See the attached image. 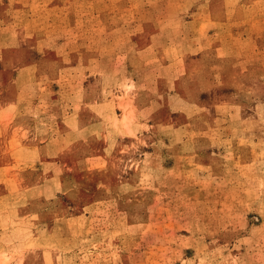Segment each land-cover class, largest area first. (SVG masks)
I'll return each mask as SVG.
<instances>
[{"label": "rangeland", "instance_id": "374dc122", "mask_svg": "<svg viewBox=\"0 0 264 264\" xmlns=\"http://www.w3.org/2000/svg\"><path fill=\"white\" fill-rule=\"evenodd\" d=\"M0 264H264V0H0Z\"/></svg>", "mask_w": 264, "mask_h": 264}]
</instances>
